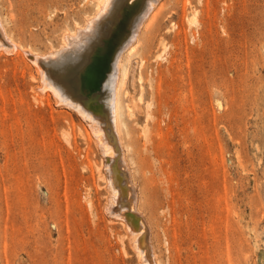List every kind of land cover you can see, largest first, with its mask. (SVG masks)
<instances>
[{
  "label": "rangeland",
  "instance_id": "1",
  "mask_svg": "<svg viewBox=\"0 0 264 264\" xmlns=\"http://www.w3.org/2000/svg\"><path fill=\"white\" fill-rule=\"evenodd\" d=\"M147 2L116 1L91 24L92 42L60 54L66 33L97 17L95 0H0L23 47H6L0 34V264H146L127 223L137 227L142 214L152 264H264V0H159L126 62L118 132L111 47L121 38L122 49ZM24 47L48 70L69 62L66 87L86 69L87 116L72 98L39 88ZM130 97L142 100L132 116ZM102 112L109 153L90 120ZM114 155L124 160L106 159ZM114 176L125 217L108 185ZM128 187L139 212L127 207Z\"/></svg>",
  "mask_w": 264,
  "mask_h": 264
},
{
  "label": "bare ground",
  "instance_id": "2",
  "mask_svg": "<svg viewBox=\"0 0 264 264\" xmlns=\"http://www.w3.org/2000/svg\"><path fill=\"white\" fill-rule=\"evenodd\" d=\"M96 1V9H97V11H98V15H97V17L96 18H94V19H92L91 20V22H90V26H86V25H84V27L83 28H81L80 27V29H77V33L76 34H69V35H67V33H66V35H65V37L63 38V46H60V48L59 49H57V51H59L60 52V54H62V51H65V53H67V52H69V51H67L66 52V50H70V49H74V47L76 46V47H83V46H85V43L86 42H88V41H91L92 39H94V33H93V27H94V29H96L95 28V26H96V22L97 21H100L99 23H103L101 20H103V19H105V18H107V16L109 15V13H110V11L112 10V8H113V6H114V4H115V2L116 1H118V0H95ZM158 1L159 0H148V2H147V6H146V9H145V11H144V13L141 15L142 17H137L136 16V19H135V21L137 22H135L134 21V23H135V28H134V30L129 34V36H126V41H124V46L122 47L121 45V47H122V49L120 50V51H118L117 49L118 48H115V45H116V43L117 42H121V38H119V39H114V41H113V44H114V46H112L111 48H113V50L110 52V56H111V60L113 59V58H116L115 59V69H116V79L115 80H113L112 79V81H115L113 84L114 85H112V87H113V89H111L112 90V92H111V94H110V100H111V104H110V114H111V116H112V124H114V127L116 128V130L118 131V132H121L122 131V126L124 125L123 124V120L124 119H122V110H123V108H124V106H123V102H122V100H121V93H122V88L124 89V84H125V82H126V79L127 78H130V73H131V71H130V69H128V67L126 66L127 64H126V62L130 59V57H131V54H132V52L135 50V48H136V46H137V44L139 43V41H140V39H139V36H140V32L142 31V29L144 28V26H146L147 24H148V22L153 18V16L156 14V8H157V3H158ZM196 13V12H195ZM195 16V15H194ZM194 16L191 18L190 17V21L192 20V21H195V18H194ZM91 19V18H90ZM89 21V20H88ZM192 21H191V23H192ZM89 23V22H88ZM92 23H96L95 25H92L91 26V24ZM121 25V24H120ZM83 26V25H82ZM98 26V25H97ZM100 26V25H99ZM123 27V25H121L116 31L118 32L119 31V29L120 28H122ZM98 30V29H97ZM115 31V32H116ZM95 33L97 34V32H96V30H95ZM0 34L3 36V39H1V40H5V43L7 44V45H5L6 47L7 46H14V48H16V50H20L21 48H23L22 47V45L20 44V43H18V44H15L14 42V39L12 38V36L7 32V30H6V27H5V21H4V18H3V16H2V13H1V11H0ZM1 38V37H0ZM96 38V37H95ZM123 39V38H122ZM124 39H125V37H124ZM123 39V40H124ZM115 40H116V42H115ZM92 42V41H91ZM3 44V43H2ZM88 44V43H87ZM118 44H120V43H118ZM117 44V45H118ZM117 45H116V47H117ZM1 46V45H0ZM86 47V46H85ZM13 48V47H12ZM12 48H10L9 47V49H12ZM25 48V47H24ZM6 49V48H5ZM8 49V48H7ZM27 49V50H26ZM80 49H82V48H80ZM79 49V50H80ZM120 49V48H119ZM124 49H127L125 52L126 53H124ZM13 50V49H12ZM11 50V51H12ZM71 50V51H72ZM76 50V49H75ZM79 50L77 49V51H75V52H79ZM52 51H53V49H52ZM55 52H57L56 50H54ZM70 51V52H71ZM24 52L25 53H27L28 54V56H30V58L32 57V59H34L33 60V62H35V64L36 65H38V67H39V70H40V74H41V77H42V84L39 86V88L40 89H42L43 90V88H52V90L53 91H55L58 95H59V97H60V99H64V97L65 96H67L68 98L70 97V98H72V100H74V102H75V104H77V103H80V105H82L83 107V110H82V108H81V110L83 111V113L86 115L87 113H88V109H87V106H86V104L87 103H89V102H91L92 101V99L90 98V96H89V94H88V91H86L87 90V88L89 87V84L91 83L90 82V80H88L87 78V75H86V69H84L83 71H81L80 70V66H79V71L77 72V71H72V73H71V77H70V86H72V87H66V86H64V85H62V83H60L61 82V79H62V77H63V72H64V70H66V68H68V63L69 62H66L64 65H60V66H53V67H49V70L47 69L48 68V65H47V67H46V63L45 64H43V63H41V61H40V59H41V57L40 56H38V54L36 55L35 54V51L32 49V48H25V50H24ZM58 52V53H59ZM69 52V53H70ZM54 53V52H53ZM57 53V54H58ZM65 53H64V56L65 57H67L66 55H68V54H66L65 55ZM72 53H74V52H72ZM48 54H50V53H48ZM47 54V55H48ZM75 54V53H74ZM77 54V53H76ZM79 54V53H78ZM77 54V55H78ZM47 55H46V57H47ZM54 55V57H56L57 58V56H56V53H54L53 54ZM70 55V54H69ZM52 56V55H51ZM45 57V56H44ZM59 57H60V55H59ZM62 57V56H61ZM76 57H78V56H76ZM66 59V58H65ZM75 59H77V58H74V59H72L71 58V60H75ZM41 60H43V58L41 59ZM71 60H70V62H71ZM56 61H57V59H56ZM67 61V60H66ZM113 61V60H112ZM111 61V62H112ZM142 62V61H141ZM72 63V62H71ZM114 63H112V64H114ZM57 65H58V63H57ZM113 66V65H112ZM111 67V66H110ZM112 68V67H111ZM111 68H110V70H111ZM114 69V68H113ZM68 70H73V69H68ZM114 72V71H113ZM88 74V73H87ZM113 75V74H112ZM112 77V76H111ZM101 78H102V76L100 77V75L98 74V76H97V79L99 80H101ZM133 78H134V74L132 73L131 74V79L133 80ZM96 79V80H97ZM110 80V79H109ZM77 81V82H76ZM74 82H76L75 83V85H77V86H74ZM112 84V83H111ZM92 85V84H91ZM55 93V94H56ZM127 93H128V91H127ZM127 93H125V94H127ZM57 96V95H56ZM67 98V99H68ZM59 99V98H58ZM66 99V98H65ZM71 100V99H70ZM130 102L126 105V111H127V114L129 115V116H132L133 114H134V110H135V108L137 107V106H139V104H140V101L142 102V100H141V97H139V98H137V100H135V98H133V97H130ZM60 101V100H59ZM67 101V100H66ZM67 103H69L68 101H67ZM72 103V102H71ZM70 103V104H71ZM69 105V104H68ZM72 105V104H71ZM109 105V104H108ZM108 105H107V107H108ZM73 106V105H72ZM74 106H76V105H74ZM104 106V105H103ZM102 107V106H101ZM141 107V106H140ZM140 107H138V108H140ZM146 107H148V105H146ZM80 108V107H79ZM106 108V107H105ZM81 111V112H82ZM123 111H125V110H123ZM80 112V111H79ZM147 112V111H146ZM103 114L101 115V117H102V119H98V118H96L95 117V115H94V117H93V119H90L91 121H94L95 122V124H94V126L92 127V128H94L93 130H94V134H95V136L97 137V138H99V140L100 141H102L103 142V144H102V147H103V149H104V152H108V151H110V149H111V147L109 148V149H107V146L109 147V146H112V142H111V138H110V136H109V133L111 134V131L110 132H108L107 130H108V128H107V130H106V128H105V126H103L102 125V123H104L105 121V119L107 118L106 116H108V115H106L104 112H102ZM150 115V114H149ZM87 116V115H86ZM85 116V117H86ZM111 116H109V118L111 117ZM124 116V115H123ZM147 116V115H146ZM106 117V118H105ZM149 117V116H148ZM100 118V117H99ZM104 118V119H103ZM147 120V119H146ZM88 121V120H87ZM104 121V122H103ZM109 124V123H108ZM112 124H111V126H112ZM91 125H92V123H91ZM113 127V128H114ZM124 127V126H123ZM114 128V129H115ZM111 129V128H110ZM113 131V130H112ZM115 131V130H114ZM68 134V133H67ZM114 134V133H113ZM112 134V135H113ZM66 135V134H65ZM122 135V134H121ZM116 136H117V134L115 135V138H116ZM116 140V139H115ZM114 142V141H113ZM119 143H120V141H119ZM118 143V144H119ZM101 144V143H100ZM114 144V143H113ZM119 146V145H118ZM120 147L122 148V146H121V144H120ZM118 148V147H117ZM117 151H118V149H117ZM121 151H123V150H121ZM118 152H120V151H118ZM109 153V152H108ZM122 153H124V152H122ZM120 154V153H119ZM120 157V156H119ZM118 156H116V155H114V156H108V158H106V159H109L110 160V162L112 163V162H115V161H118V158H119ZM123 160H124V158H123ZM122 160V158H120V160L118 161V163L119 162H122L123 161ZM125 162V161H124ZM111 163H108V167L110 166L111 168L113 167V165L111 164ZM127 166V165H126ZM98 168V167H97ZM99 170H100V168H99ZM101 171V170H100ZM110 171V170H109ZM108 171V172H109ZM122 171H123V169H122ZM102 173V172H101ZM123 173V172H122ZM100 174V173H99ZM110 174V173H109ZM103 175V174H102ZM129 175V174H128ZM109 176V175H108ZM129 177V176H128ZM101 178H106V176L105 175H103V177H101ZM130 178V177H129ZM108 179V182H109V178H107ZM128 180V179H127ZM132 180V179H131ZM129 181V180H128ZM128 181L126 182V183H128ZM129 182H131V181H129ZM108 185H110L111 186V188H112V192L115 194V198H113L114 196H111L112 198H113V200L115 201V199H116V202H118V203H120L121 201H122V199L125 197L123 194V192H124V188L121 186V184H119L118 182H117V180H116V177L114 176V177H111V179H110V182L108 183ZM132 185V184H131ZM127 186V185H126ZM136 188V187H135ZM133 191H135V189H131L130 190V188L128 187V191H127V207L131 210V211H133V212H139V210H138V208H137V201H136V197H135V194H132V192ZM110 195V194H109ZM113 195V194H112ZM136 195H137V193H136ZM110 197V196H109ZM124 200V199H123ZM126 200V199H125ZM114 201H113V203H114ZM109 202H111V199H110V201ZM109 204H112V203H109ZM110 206H112V205H110ZM119 206H121L120 208H121V212H122V210L126 207V205H125V207H124V205L123 204H119ZM113 207H114V205H113ZM112 207V208H113ZM127 208V209H128ZM110 209V208H109ZM114 210V209H113ZM125 210V209H124ZM130 210H128V213H129V211ZM119 211V212H120ZM130 211V212H131ZM134 214V213H133ZM139 214V213H138ZM125 215H127V214H125V213H123L122 212V216H124L125 217ZM131 215V214H130ZM129 215V216H130ZM139 215H141V213L139 214ZM143 215V214H142ZM142 215H141V217H139L138 219H140V222H138L137 224V227L136 226H134L133 225V223L132 222H130V221H127V223H128V226H129V234H130V236H131V234H132V240H133V242H134V246H135V249H136V251H137V253L139 254V256H140V258L142 259L141 261H142V263H146V264H152L151 262H152V259H150L149 258V255L148 254H151V251L149 250V249H147V246H143L142 245V242H141V237H140V234H143L144 233V230L146 229V224H144V217H142ZM145 215V214H144ZM133 216V215H132ZM136 216V215H135ZM123 218V217H122ZM133 218H136V217H133ZM127 220V219H126ZM139 221V220H138ZM146 221V220H145ZM127 226V227H128ZM147 229H149V228H147ZM151 230V229H150ZM149 231V230H148ZM151 234V233H150ZM134 235V236H133ZM152 235V234H151ZM149 238V237H148ZM150 239V238H149ZM147 240V239H146ZM154 257V256H153ZM154 261V260H153ZM155 264H159V262H158V260L155 258ZM153 262V263H154Z\"/></svg>",
  "mask_w": 264,
  "mask_h": 264
}]
</instances>
